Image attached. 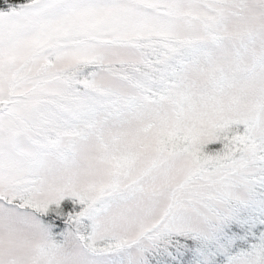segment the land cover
<instances>
[{
  "label": "snow or ice",
  "instance_id": "1",
  "mask_svg": "<svg viewBox=\"0 0 264 264\" xmlns=\"http://www.w3.org/2000/svg\"><path fill=\"white\" fill-rule=\"evenodd\" d=\"M0 264H264V0H0Z\"/></svg>",
  "mask_w": 264,
  "mask_h": 264
}]
</instances>
